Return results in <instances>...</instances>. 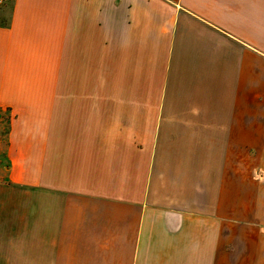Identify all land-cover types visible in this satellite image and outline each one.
<instances>
[{
  "label": "crops",
  "instance_id": "obj_1",
  "mask_svg": "<svg viewBox=\"0 0 264 264\" xmlns=\"http://www.w3.org/2000/svg\"><path fill=\"white\" fill-rule=\"evenodd\" d=\"M0 8V264H264V0Z\"/></svg>",
  "mask_w": 264,
  "mask_h": 264
},
{
  "label": "rangeland",
  "instance_id": "obj_2",
  "mask_svg": "<svg viewBox=\"0 0 264 264\" xmlns=\"http://www.w3.org/2000/svg\"><path fill=\"white\" fill-rule=\"evenodd\" d=\"M6 12H4V8H0V22H2L3 20H5V16ZM6 114L2 113L0 115V154L2 153L3 149H4V142H5V136H6V129H7V125H6ZM0 160H1V156H0Z\"/></svg>",
  "mask_w": 264,
  "mask_h": 264
},
{
  "label": "built area",
  "instance_id": "obj_3",
  "mask_svg": "<svg viewBox=\"0 0 264 264\" xmlns=\"http://www.w3.org/2000/svg\"><path fill=\"white\" fill-rule=\"evenodd\" d=\"M5 0H0V3L4 2Z\"/></svg>",
  "mask_w": 264,
  "mask_h": 264
}]
</instances>
